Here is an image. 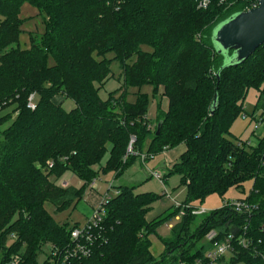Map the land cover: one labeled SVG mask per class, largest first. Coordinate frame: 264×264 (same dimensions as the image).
Returning a JSON list of instances; mask_svg holds the SVG:
<instances>
[{
    "label": "trees",
    "instance_id": "obj_1",
    "mask_svg": "<svg viewBox=\"0 0 264 264\" xmlns=\"http://www.w3.org/2000/svg\"><path fill=\"white\" fill-rule=\"evenodd\" d=\"M199 1L0 0V264L15 254L19 264H52L50 248L64 249L79 222L55 220L45 202L55 213L74 209L94 177L119 179L142 152L149 160L179 144L185 149L162 173L161 184L178 174L182 204L233 188L243 191L251 181L248 195L237 200L257 208L247 213L223 204L208 210L195 234L190 227L198 215L184 208L170 236L160 238L164 250L155 257L149 235L181 207L171 204L148 219L166 189L137 193L140 183L119 184L118 193L102 203L105 212L100 228L93 229L90 254L61 264H192L205 251L193 246L212 228L218 239L233 234L227 264H264V135L255 145L238 146L231 132L234 120L245 114L248 90L259 93L254 111L264 99V43L244 62L223 67L212 30L251 0H209L206 7ZM24 2L45 19L44 31L29 32L25 48L19 42ZM113 62L122 83L103 99L99 90L112 78ZM144 85L150 94L140 90ZM128 88H137L133 101L127 100ZM30 94L34 108L28 106ZM155 96L165 97L167 108L156 106L151 124L147 107ZM65 99L72 108L62 106ZM254 111L251 119L257 122L263 115L253 117ZM66 171L81 184L59 183ZM239 236L246 237L247 247L237 243Z\"/></svg>",
    "mask_w": 264,
    "mask_h": 264
},
{
    "label": "rangeland",
    "instance_id": "obj_2",
    "mask_svg": "<svg viewBox=\"0 0 264 264\" xmlns=\"http://www.w3.org/2000/svg\"><path fill=\"white\" fill-rule=\"evenodd\" d=\"M19 15L21 18H23V22L21 25L22 28V32L20 34L19 37V42L21 47L25 48L29 46V32L34 33H41L44 31V27H45V19H44V15L42 12H40L36 7L30 5L27 2H24L21 7H20V12ZM212 44H214V42H212ZM146 49H149L148 46H143ZM52 58L49 56L48 57V64H52ZM111 70L113 72L112 74V78L109 79L108 81H106V83L101 87V89L99 90V96L103 99H105L107 97V93L110 90H113L117 87H119L121 85L122 82H120V67L118 66V64L116 62H113L111 64ZM142 92H146L148 94H150V86L149 85H144L141 87L140 89ZM137 91V88H128V94H127V100L128 101H133L134 95L133 93H135ZM258 91L250 88L247 92V95L245 97L243 106H244V111L246 116L242 117V114L239 115V117L237 119L234 120V122L231 125V132L233 134V137H236L241 140L243 139H249L250 143L252 145H255L257 140L264 135V110L262 108V104L264 103V99H262L259 102V106H257V110L254 111L255 109V105L257 103V98H258ZM163 98V96H161L160 98H158L157 96H155V98H152L149 102V106L147 107V114L149 115V117H152L155 111V107L159 106L161 107V104H163V100L161 103V99ZM61 100V97H56L55 101L58 102ZM62 106L65 109H70L73 107V102L69 99H65L63 100ZM254 111V114H257V117H259L261 114L263 115V120L260 121V124L257 125L256 121H254L253 119H251V114ZM157 113V111H156ZM155 117L156 114L153 118H151V124H153V122L155 121ZM184 148V145L182 146ZM181 149V147H174L172 149L171 154L175 153L177 154V158H178V154H180L179 150ZM144 156V159H141V156H139L136 160V163L134 162V164L124 173V175H122L119 179H117L115 182H119L121 184H139V187L137 188L136 192H153L156 194H161L164 189H166L167 192H169L171 195H176L177 199H184L185 197V190L182 186L179 185V181H180V177L178 174L174 173L169 175L166 178V181L164 182V184H161L157 179H155L154 177H149L148 178V174H147V169L152 170V169H156L158 168L159 171L166 172V168H161L160 166L162 164H164V154L159 153L155 156H148L150 158L149 160H146L147 154L145 152L141 153ZM140 154V155H141ZM104 160V159H103ZM147 162V164H146ZM173 164V163H172ZM171 164V165H172ZM158 165V167H157ZM170 165V167H171ZM157 169V170H158ZM103 174L99 175L102 176ZM51 180H53L54 178L51 177ZM65 180L68 185H79L81 184L79 178L74 175L72 172L70 171H66L64 173V175L62 176V178L59 180V183H62V181ZM63 186H65L66 184H62ZM251 188V181H247L244 184V190L243 191H239L236 189H229L227 191V193L223 196H219L216 193L210 194L208 196H206L204 198V200L200 203V202H195L196 204H193L196 207H202L204 208L206 211L208 210H212L215 208H218L220 206H222L226 201H230L233 199H237V197H246L249 193V190ZM89 191V190H87ZM86 191V192H87ZM112 193V191H111ZM101 196V195H100ZM87 198V196H86ZM170 205V200L169 197L164 195L161 196L160 199H157L153 205L152 208L148 211V213L146 214V217L148 219H152L155 216H157L158 214L162 213L163 211H165L167 209V207L169 208ZM44 207L45 209L48 211V213H50L55 220L59 221V222H65L68 221L70 223L78 221L79 225L82 224L84 222V215L85 212L88 211V205H87V201L86 199H81L78 204L76 205V207L74 209H68V210H64L61 212H54V207L50 202H45L44 203ZM169 210V209H168ZM194 214V213H192ZM196 215V214H195ZM198 217L195 218V220L192 221L191 224V229H190V233L192 232V234H195V232L198 229L199 224L201 223V217L202 214H197ZM180 215H176L172 218L166 219L164 221H162L160 224H158V226L156 227V233L155 234H150L149 235V239L151 242V246H150V250L152 251L153 255L155 257H160V255H162V252L164 250V244L163 242L160 240L163 238H167L170 236V232H171V226L177 222V220L179 219ZM214 229V228H212ZM215 230V229H214ZM209 231V230H208ZM207 231V232H208ZM206 232V233H207ZM205 233V234H206ZM191 234V241L194 238V236ZM190 239V238H188ZM203 248V250H208L210 248V243L206 241L205 237L202 239H199V241L197 243H195V245L193 246V248ZM192 248V250H194Z\"/></svg>",
    "mask_w": 264,
    "mask_h": 264
},
{
    "label": "built area",
    "instance_id": "obj_3",
    "mask_svg": "<svg viewBox=\"0 0 264 264\" xmlns=\"http://www.w3.org/2000/svg\"><path fill=\"white\" fill-rule=\"evenodd\" d=\"M209 0H200L198 3L199 7H206ZM258 3V0H251L250 1V7H255ZM247 8V9H248ZM33 94H30L28 97V106L31 108H34L35 104L32 100ZM257 115V114H255ZM246 114L242 113V117H245ZM254 117V115H253ZM260 116L258 117V119ZM263 118V117H262ZM262 118L259 119V121L256 122L257 125L260 124V121L263 120ZM134 141V137H131L127 152L131 153L132 150V143ZM250 145V140L245 139L241 140L239 139L237 141L238 146H241L242 144ZM141 159H144V156L141 154ZM47 167H52L53 163L51 161H47ZM148 171V169H147ZM148 173L157 179L160 183H162V172L157 169L149 170ZM98 177H94L88 187L93 188L96 185V182L98 181ZM62 184V183H61ZM66 184V182H64ZM112 191V193H111ZM116 193H118L117 189L114 188L113 182L109 181L107 183V188L105 192L100 196V199L98 202L91 208V211L89 215L85 218L84 222L80 225H77L70 230V243H68L64 249L59 250L58 247L52 246L49 252L51 255L50 261H53L52 264H61L65 262L68 258H75V257H82L87 256L90 254V246L94 243V240L96 239V233L94 228H100L102 217L104 216V207L102 206V203L104 201H108L112 196H114ZM166 196H170V193L165 191L164 192ZM172 204L175 207H181L179 215L184 214L185 209L190 208L191 213L194 214H201L205 213L206 210L202 207H196L193 204H182L181 201H178L176 199L172 200ZM224 204H227L229 206L234 207L235 210L241 212L245 211L249 213L251 210L257 208L256 205L249 203L247 201H244L243 199L237 200L233 199L230 201H226ZM233 234L229 233L227 234L223 239H218V232L214 229H210L205 234V239L207 242L210 243V248L208 250L204 251L203 257L197 258L192 264H227L229 262V259L233 255ZM237 243L242 245L244 248L247 247L249 244L246 237L239 236L236 239ZM21 258L19 255L15 254L10 257V260L8 264H19ZM179 264H188L180 261Z\"/></svg>",
    "mask_w": 264,
    "mask_h": 264
},
{
    "label": "water",
    "instance_id": "obj_4",
    "mask_svg": "<svg viewBox=\"0 0 264 264\" xmlns=\"http://www.w3.org/2000/svg\"><path fill=\"white\" fill-rule=\"evenodd\" d=\"M211 41L216 50L224 55L223 67L244 62L264 43V0H258L255 7L236 12L215 25ZM213 109L214 104L211 111ZM160 124L161 121L157 123L156 133Z\"/></svg>",
    "mask_w": 264,
    "mask_h": 264
},
{
    "label": "crops",
    "instance_id": "obj_5",
    "mask_svg": "<svg viewBox=\"0 0 264 264\" xmlns=\"http://www.w3.org/2000/svg\"><path fill=\"white\" fill-rule=\"evenodd\" d=\"M134 95V94H133ZM164 99V100H163ZM133 100H134V98H133ZM162 100H163V104H161V109L162 110H166V108H167V99L165 98V97H163L162 99H161V103H162ZM155 114H156V107H155V111H154V114H153V116L152 117H149V115L147 114V117L148 118H153L154 116H155ZM254 116H256L255 114H254ZM184 144H179L178 146H176V147H181V149L179 150V152H180V154H181V152H183V150L185 149V146H184V148L182 147ZM173 149V148H172ZM172 149H167V150H164L163 152H162V154H164V164H162L160 167L161 168H169L170 167V165L172 164V163H174V162H176L177 160H178V158H177V154H175V153H173V154H171V152H172ZM180 154H178V157H179V155ZM138 160H136L135 161V163L137 162ZM139 162V164H140V161H138ZM134 164V163H133ZM132 164V165H133ZM146 164H147V162H146ZM131 165V166H132ZM130 166V167H131ZM130 167H128L125 171H124V173L130 168ZM157 167H158V165H157ZM156 169H158V168H156ZM159 170V169H158ZM124 173H123V175H124ZM148 176V178H149V175H147ZM99 177V176H98ZM117 179H115L114 177H113V174H110V175H102V176H100L99 177V179H98V181L96 182V185L93 187V188H89L88 187V189L87 190H89V191H87L85 194H84V196H83V199H86V201H87V205H88V211L87 212H85V215H84V219L89 215V213H90V211H91V208L98 202V200L100 199V195H102L104 192H105V190H106V188H107V183L109 182V181H112L113 182V186L115 187V186H117V185H119V184H121V183H119V182H115ZM64 182H66L65 180H63L62 181V184H64ZM66 184H68L67 182H66ZM139 186H137V188H138ZM183 187V186H182ZM137 188H136V190H137ZM184 188V187H183ZM185 190V189H184ZM171 195V194H170ZM86 196H87V198H86ZM177 196L176 195H173V196H169V200H170V205H169V207L171 206V204H172V200L173 199H176V200H178L177 198H176ZM237 198H242V197H237ZM183 199H180V200H178V201H182ZM168 208V207H167Z\"/></svg>",
    "mask_w": 264,
    "mask_h": 264
}]
</instances>
